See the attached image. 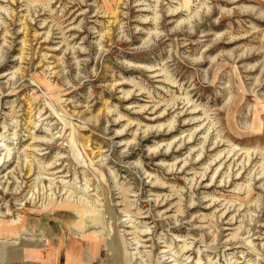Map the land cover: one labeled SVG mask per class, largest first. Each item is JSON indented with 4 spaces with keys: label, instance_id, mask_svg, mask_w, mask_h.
I'll use <instances>...</instances> for the list:
<instances>
[{
    "label": "rangeland",
    "instance_id": "374dc122",
    "mask_svg": "<svg viewBox=\"0 0 264 264\" xmlns=\"http://www.w3.org/2000/svg\"><path fill=\"white\" fill-rule=\"evenodd\" d=\"M0 159V264H264V0H0Z\"/></svg>",
    "mask_w": 264,
    "mask_h": 264
},
{
    "label": "bare ground",
    "instance_id": "6f19581e",
    "mask_svg": "<svg viewBox=\"0 0 264 264\" xmlns=\"http://www.w3.org/2000/svg\"><path fill=\"white\" fill-rule=\"evenodd\" d=\"M126 95H127V94H126ZM126 97H127V96H126ZM119 119H120V118H119ZM40 146H41V145H40ZM31 149H32V148H31ZM8 152H9V151H8ZM10 153H11V152H10ZM8 154H9V153H8ZM32 154H33V153H32ZM9 156H10V155H9ZM7 157H8V156H7ZM5 158H6V156H5ZM8 158H9V157H8ZM0 161H1V159H0ZM24 161H25V160H24ZM24 161H23V162H24ZM104 163H105V162H104ZM24 165H25V164H24ZM45 166H46V165H45ZM17 167H18V166H17ZM38 168H39V167H38ZM28 169H29V170L31 169V164L29 165V168H28ZM29 170H28V172H29ZM216 171H217V170H216ZM30 172H31V171H30ZM30 172H29V173H30ZM19 174H20V173H19ZM40 175H41V174H40ZM4 176H5V174H4ZM61 177H62V176H61ZM40 180H41V179H40ZM87 182H88V181H87ZM17 186H18V185H17ZM29 186H30V185H29ZM35 186H36V185H35ZM35 186H34V187H35ZM32 200H33V199H32ZM222 214H223V213H222ZM80 215H81V214H80ZM174 216H175V215H174ZM80 217H81V216H80ZM81 219H82V218H81ZM81 219H80V220H81ZM232 219H233V218H232ZM80 220H79V221H80ZM79 221H78V222H79ZM84 223H85V222H84ZM12 227H13V226H12ZM146 230H147V229H146ZM12 232H13V231H12ZM140 233H141V232H140ZM142 233H143V232H142ZM183 250H184V249H183ZM182 261H183V260H182Z\"/></svg>",
    "mask_w": 264,
    "mask_h": 264
}]
</instances>
